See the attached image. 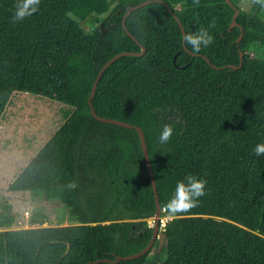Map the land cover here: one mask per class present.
Returning <instances> with one entry per match:
<instances>
[{"label": "trees", "instance_id": "1", "mask_svg": "<svg viewBox=\"0 0 264 264\" xmlns=\"http://www.w3.org/2000/svg\"><path fill=\"white\" fill-rule=\"evenodd\" d=\"M144 1L41 0L14 23L16 0H0V124L18 92L71 106L9 188L60 199L74 220L46 225L35 214L32 227L13 228V205L0 203V264H264V156L253 151L264 143V57L251 55L264 45V10L231 0L232 28L226 0H152L127 14ZM175 15L186 33L208 28L201 55L185 49ZM141 45L104 71L91 106L103 65ZM241 51L242 66H228ZM92 107L142 127L162 207L187 175L207 181L198 206L168 221L160 252L156 240L139 257L103 260L149 244L157 203L138 130ZM166 124L173 134L161 144Z\"/></svg>", "mask_w": 264, "mask_h": 264}, {"label": "rangeland", "instance_id": "2", "mask_svg": "<svg viewBox=\"0 0 264 264\" xmlns=\"http://www.w3.org/2000/svg\"><path fill=\"white\" fill-rule=\"evenodd\" d=\"M251 5V0L241 2L244 9H249ZM82 25L90 28L87 21ZM251 55L264 57V45L253 47ZM70 110L71 106L64 102L22 91L12 97L4 112L0 124V203L13 205L16 216L13 228L32 227L35 214H40L39 219L46 215V225L74 223L68 207L60 199L46 200L39 191H14L9 188L63 125Z\"/></svg>", "mask_w": 264, "mask_h": 264}, {"label": "clouds", "instance_id": "3", "mask_svg": "<svg viewBox=\"0 0 264 264\" xmlns=\"http://www.w3.org/2000/svg\"><path fill=\"white\" fill-rule=\"evenodd\" d=\"M41 0H16L15 11L12 17L14 23L23 21L36 13L39 9ZM193 5H199L200 0H192ZM251 3L259 5L264 10V0H251ZM215 25L212 21L210 27ZM183 42L187 46H191L193 53L201 52L202 48H206L213 43V36L208 28L201 27L195 33H186ZM173 134V127L165 125L162 129L159 141L161 144L167 143ZM257 157L264 156V143H258L253 149ZM207 181L198 179L194 175H187L183 180L178 181L174 190V194L168 203L164 206L165 211L170 216L184 213L190 209L197 207L199 198L205 195V185ZM70 188H75L76 184L71 183ZM149 227H152L149 224Z\"/></svg>", "mask_w": 264, "mask_h": 264}, {"label": "water", "instance_id": "4", "mask_svg": "<svg viewBox=\"0 0 264 264\" xmlns=\"http://www.w3.org/2000/svg\"><path fill=\"white\" fill-rule=\"evenodd\" d=\"M152 0H146L144 2H141L140 4L138 5H134L132 6L131 8H129V11L127 12V14H129L132 10L134 9H137L139 7H142L148 3H150ZM228 3L231 4V6L234 7L235 9V14H234V18H233V22L230 26V28H232L233 26H237L239 25V23L236 21V18L237 16L239 15L240 13V10L238 7L234 6V4L232 3L231 0H226ZM126 14V15H127ZM176 19L179 21L180 25H181V28H182V31H183V37L184 35L186 34L185 32V29H184V26L181 22V20L179 19V17L177 15H175ZM124 24V27L126 28V22L124 21L123 22ZM241 34L238 38V41H240L243 37V27H241ZM133 38L136 39V37L128 32ZM138 41V39H136ZM140 43V41H138ZM142 47V51L138 52V51H124V52H120L116 55H114L111 59H109L104 65L103 67L101 68L100 72L98 73V76L95 80V83L93 85V89H92V93H91V96H90V99H89V103L90 105L92 106V98L95 96L96 94V89H97V85H98V82L102 76V74L104 73V71L115 61L117 60L119 57L121 56H124V55H142L145 50H146V47L144 45H141ZM184 47L186 50L189 51L188 47L184 44ZM194 54H197V55H201L199 53H194ZM240 56H241V62L240 64L237 66V65H228V66H232V67H240L242 66L243 64V56H244V52L241 51L240 52ZM207 61L213 66V67H217L216 65H214L213 63H211V61L206 57L204 56ZM92 112H93V115L95 118H97L98 120H101V121H104V122H111V123H116V124H119V125H122V126H126V127H131V128H135L138 130L139 134H140V138H141V144H142V148H143V152H144V156H145V161H146V164H147V168H148V171H149V174H150V177H151V181H152V184H153V187H154V190H155V196H156V203H157V209H156V214H155V223H154V233H153V236H152V239L150 240L149 244L143 249L141 250L140 252L138 253H134V254H130V255H125V256H122V255H117L116 259L115 260H111V259H103V260H106V261H110V262H118L120 261L121 259H133V258H136V257H139L141 255H144L146 254L155 244L156 240L159 241V244H158V251L160 252L164 246V243H165V238H166V234H165V230H161L160 231V217L162 215V206H161V203H160V198H159V194H158V188H157V182H156V179H155V175H154V171H153V166H152V161H151V158H150V155H149V151H148V145H147V140H146V136H145V132L144 130L142 129L141 126H138V125H134L132 123H129V122H126V121H123V120H120V119H116V118H108V117H104V116H100L94 109V107H92ZM102 260V259H100ZM100 260H96V262L100 261ZM90 264V262L88 263Z\"/></svg>", "mask_w": 264, "mask_h": 264}, {"label": "built area", "instance_id": "5", "mask_svg": "<svg viewBox=\"0 0 264 264\" xmlns=\"http://www.w3.org/2000/svg\"><path fill=\"white\" fill-rule=\"evenodd\" d=\"M172 218V216L168 215L164 209V207H162V215L160 217V231L161 230H165V227L168 223V221ZM153 222L155 223V216L152 217Z\"/></svg>", "mask_w": 264, "mask_h": 264}, {"label": "crops", "instance_id": "6", "mask_svg": "<svg viewBox=\"0 0 264 264\" xmlns=\"http://www.w3.org/2000/svg\"><path fill=\"white\" fill-rule=\"evenodd\" d=\"M2 122V121H1Z\"/></svg>", "mask_w": 264, "mask_h": 264}]
</instances>
